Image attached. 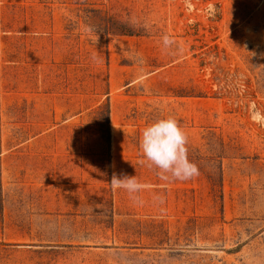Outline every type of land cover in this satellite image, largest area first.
<instances>
[{"label":"rangeland","instance_id":"374dc122","mask_svg":"<svg viewBox=\"0 0 264 264\" xmlns=\"http://www.w3.org/2000/svg\"><path fill=\"white\" fill-rule=\"evenodd\" d=\"M0 264H264V0H0Z\"/></svg>","mask_w":264,"mask_h":264},{"label":"clouds","instance_id":"9594fccd","mask_svg":"<svg viewBox=\"0 0 264 264\" xmlns=\"http://www.w3.org/2000/svg\"><path fill=\"white\" fill-rule=\"evenodd\" d=\"M188 137L178 121L169 116L146 125L140 135L139 149L141 165L157 170L161 179L188 180L199 174L198 167L188 158ZM114 190H124L130 195L144 190L147 185L139 182L136 176L113 175Z\"/></svg>","mask_w":264,"mask_h":264},{"label":"trees","instance_id":"16d2710c","mask_svg":"<svg viewBox=\"0 0 264 264\" xmlns=\"http://www.w3.org/2000/svg\"><path fill=\"white\" fill-rule=\"evenodd\" d=\"M107 120L109 121V118H107Z\"/></svg>","mask_w":264,"mask_h":264}]
</instances>
